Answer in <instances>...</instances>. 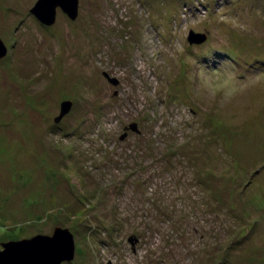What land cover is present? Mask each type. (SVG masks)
Masks as SVG:
<instances>
[{
	"label": "rangeland",
	"instance_id": "1",
	"mask_svg": "<svg viewBox=\"0 0 264 264\" xmlns=\"http://www.w3.org/2000/svg\"><path fill=\"white\" fill-rule=\"evenodd\" d=\"M36 1L0 0V242L264 264V0H78L50 26Z\"/></svg>",
	"mask_w": 264,
	"mask_h": 264
},
{
	"label": "water",
	"instance_id": "2",
	"mask_svg": "<svg viewBox=\"0 0 264 264\" xmlns=\"http://www.w3.org/2000/svg\"><path fill=\"white\" fill-rule=\"evenodd\" d=\"M57 8L70 19H75L78 14V0H37L30 12L43 25L50 26L55 21ZM206 37V34L190 29L186 39L189 44H200L206 40ZM6 53V45L0 38V58ZM108 80L111 84H117L114 78ZM70 107V100L62 101L54 122H58ZM135 125L136 123L130 124V129H137ZM123 137L124 134L120 136ZM131 238L128 239L133 243ZM0 246L2 247L0 264H61L63 261H70L74 256L72 233L67 228L58 226L51 235H36L30 239L0 242Z\"/></svg>",
	"mask_w": 264,
	"mask_h": 264
},
{
	"label": "flooded vegetation",
	"instance_id": "3",
	"mask_svg": "<svg viewBox=\"0 0 264 264\" xmlns=\"http://www.w3.org/2000/svg\"><path fill=\"white\" fill-rule=\"evenodd\" d=\"M71 102H72V101H71ZM59 105H60V104H59ZM71 106H72V105H71ZM70 109H71V107H70ZM70 109H69V110H70ZM68 112H70V111H68ZM68 112H67V113H68ZM67 113H66V114H67ZM66 114H65V115H66ZM124 135H127V132H126V131L124 132Z\"/></svg>",
	"mask_w": 264,
	"mask_h": 264
}]
</instances>
